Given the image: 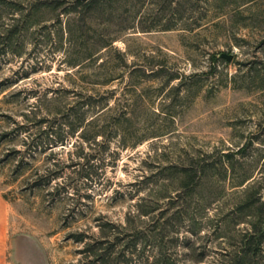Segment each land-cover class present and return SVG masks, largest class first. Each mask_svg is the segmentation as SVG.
Segmentation results:
<instances>
[{"label": "rangeland", "instance_id": "rangeland-1", "mask_svg": "<svg viewBox=\"0 0 264 264\" xmlns=\"http://www.w3.org/2000/svg\"><path fill=\"white\" fill-rule=\"evenodd\" d=\"M0 190L22 264H264V0H0Z\"/></svg>", "mask_w": 264, "mask_h": 264}, {"label": "crops", "instance_id": "crops-1", "mask_svg": "<svg viewBox=\"0 0 264 264\" xmlns=\"http://www.w3.org/2000/svg\"><path fill=\"white\" fill-rule=\"evenodd\" d=\"M8 217L9 204L4 193L0 190V264H22L18 261L19 248L14 247Z\"/></svg>", "mask_w": 264, "mask_h": 264}, {"label": "water", "instance_id": "water-1", "mask_svg": "<svg viewBox=\"0 0 264 264\" xmlns=\"http://www.w3.org/2000/svg\"><path fill=\"white\" fill-rule=\"evenodd\" d=\"M221 56L225 57L228 61L232 60L234 54L233 53H228V52H222Z\"/></svg>", "mask_w": 264, "mask_h": 264}, {"label": "trees", "instance_id": "trees-1", "mask_svg": "<svg viewBox=\"0 0 264 264\" xmlns=\"http://www.w3.org/2000/svg\"><path fill=\"white\" fill-rule=\"evenodd\" d=\"M97 1H99V0H90V3L95 5V3H96ZM91 97H93V95H91Z\"/></svg>", "mask_w": 264, "mask_h": 264}]
</instances>
